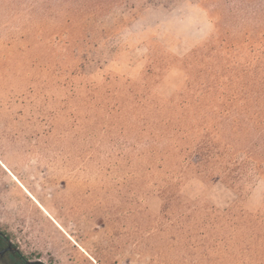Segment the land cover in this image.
I'll use <instances>...</instances> for the list:
<instances>
[{"label": "rangeland", "instance_id": "rangeland-1", "mask_svg": "<svg viewBox=\"0 0 264 264\" xmlns=\"http://www.w3.org/2000/svg\"><path fill=\"white\" fill-rule=\"evenodd\" d=\"M259 2L0 0V229L26 257L173 263L164 248L176 245L174 214L148 192L145 115H91V90L133 75L152 43L186 58L215 35V16L234 60V33ZM257 49L246 53L251 65ZM175 191L217 211L236 201L217 180L191 178ZM260 206L264 177L245 209Z\"/></svg>", "mask_w": 264, "mask_h": 264}, {"label": "trees", "instance_id": "trees-1", "mask_svg": "<svg viewBox=\"0 0 264 264\" xmlns=\"http://www.w3.org/2000/svg\"><path fill=\"white\" fill-rule=\"evenodd\" d=\"M250 17L234 33V60L215 16V35L186 58L152 43L132 77H107L91 90V115H145L148 192L175 217L176 245L164 248L171 264H264V206L245 209L264 177V0ZM191 178L221 182L236 201L223 211L183 201L175 190Z\"/></svg>", "mask_w": 264, "mask_h": 264}, {"label": "flooded vegetation", "instance_id": "flooded-vegetation-1", "mask_svg": "<svg viewBox=\"0 0 264 264\" xmlns=\"http://www.w3.org/2000/svg\"><path fill=\"white\" fill-rule=\"evenodd\" d=\"M0 264H45L41 257H26L0 229Z\"/></svg>", "mask_w": 264, "mask_h": 264}]
</instances>
